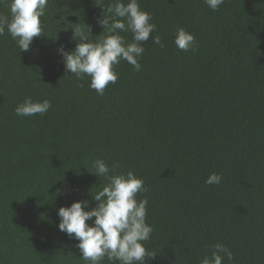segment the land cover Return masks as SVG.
Masks as SVG:
<instances>
[{
    "label": "trees",
    "instance_id": "1",
    "mask_svg": "<svg viewBox=\"0 0 264 264\" xmlns=\"http://www.w3.org/2000/svg\"><path fill=\"white\" fill-rule=\"evenodd\" d=\"M108 2L49 0L29 51L0 36V264H86L57 213L80 200L95 207L107 183L92 173L98 157L148 189L137 200L148 198L144 243L156 256L144 264H200L216 243L233 253L223 264H264V0H224L217 11L204 0H139L165 46L150 37L141 69L121 60L100 96L57 49L74 50L77 26L98 39ZM177 26L196 51L178 50ZM26 96L52 107L17 116ZM213 172L222 182L205 184Z\"/></svg>",
    "mask_w": 264,
    "mask_h": 264
},
{
    "label": "clouds",
    "instance_id": "2",
    "mask_svg": "<svg viewBox=\"0 0 264 264\" xmlns=\"http://www.w3.org/2000/svg\"><path fill=\"white\" fill-rule=\"evenodd\" d=\"M7 3L9 14H0V36L8 34L21 51H29L33 39L43 34L42 19L48 13L49 0H0ZM213 11L219 10L224 0H204ZM100 7V6H99ZM101 17L97 23L103 28L98 39H92L91 27H74L72 39L76 41L74 50L57 49L62 57L65 70L78 80L90 78L89 87L102 96L105 88L115 84L118 74L115 66L121 60L139 71V58L145 49L143 44L151 37L153 44L163 48L160 35L152 36L157 26L152 15L140 7L139 0H109L106 7H100ZM121 33H130L128 42ZM174 43L180 51H196L194 34L183 27L174 30ZM52 107L49 99L34 101L26 96L15 108V114L30 117L43 116ZM93 174L107 183L98 190L92 199L97 203L91 207L87 200L73 202L70 206L58 209V229L70 239L78 241L75 247L86 264H144L145 257L154 258L145 243L151 238L153 226L146 222L148 198L137 200L138 193L147 192L142 178L132 171L115 173L118 164L111 167L104 159L91 162ZM112 172V175L109 173ZM222 175L210 173L205 180L207 185H219ZM94 218V219H93ZM91 221V223H88ZM233 259L232 251L221 243L212 246L210 255L201 258L200 264H223L224 257Z\"/></svg>",
    "mask_w": 264,
    "mask_h": 264
}]
</instances>
